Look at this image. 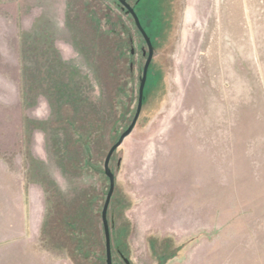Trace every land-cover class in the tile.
I'll return each mask as SVG.
<instances>
[{
	"label": "rangeland",
	"instance_id": "obj_1",
	"mask_svg": "<svg viewBox=\"0 0 264 264\" xmlns=\"http://www.w3.org/2000/svg\"><path fill=\"white\" fill-rule=\"evenodd\" d=\"M182 6L167 95L159 107V93L149 99L110 162L113 264H123L118 249L129 264L169 253V264H264V0ZM113 7L0 0V182L13 187L0 188V207L20 196L29 231L61 264H105L103 162L130 123L137 91L127 62L114 61L125 16ZM193 196L209 202L200 229L187 204ZM74 213L98 238L80 262L60 219ZM16 216L0 210V264H19L2 243L18 235Z\"/></svg>",
	"mask_w": 264,
	"mask_h": 264
},
{
	"label": "flooded vegetation",
	"instance_id": "obj_2",
	"mask_svg": "<svg viewBox=\"0 0 264 264\" xmlns=\"http://www.w3.org/2000/svg\"><path fill=\"white\" fill-rule=\"evenodd\" d=\"M124 2L132 8L138 19L141 29L145 33L144 36L136 25L134 18L128 11L127 7H125L118 0H112L114 6L113 9L115 8L118 14L125 16L124 21L120 22V29L124 33L125 37L120 41L122 45L119 48L120 51L117 53V56L119 60L127 62V74L132 77L135 75L137 81L136 105L131 120L133 119L137 108L139 81L143 74L144 66L147 64L145 81L142 90L141 106L134 125L135 128L145 105L147 102H149V99H152L154 95L159 93L160 99L157 101V107H159L161 105V98H164L167 95L170 68L169 65L171 59L174 56L183 6L182 0H124ZM117 22L119 23V20L116 21V23ZM117 32L118 31L116 28L111 29L112 34L116 35ZM127 48L128 55L125 57ZM131 91L134 92V88H132ZM113 154L109 159V167ZM119 163L120 161L117 160V166ZM114 190L115 182L112 196L114 195ZM129 197H131L130 194ZM108 209L109 204L107 208V221L110 235L112 227H114V213L116 209L115 207L114 209L112 208V213L109 215ZM118 210L119 209L117 208V211ZM121 232H123V235H125L124 228L121 229ZM158 234L159 233H152L151 235L158 236ZM116 252L119 262H122L123 264H129V260L124 257L123 253L119 249ZM164 256V254L159 255V262L156 264H169L174 258L175 254L169 253L167 259ZM113 259L114 258L112 257V264Z\"/></svg>",
	"mask_w": 264,
	"mask_h": 264
},
{
	"label": "crops",
	"instance_id": "obj_3",
	"mask_svg": "<svg viewBox=\"0 0 264 264\" xmlns=\"http://www.w3.org/2000/svg\"><path fill=\"white\" fill-rule=\"evenodd\" d=\"M204 175V172H203ZM205 179H202V184L201 185H206L204 182ZM200 183V182H199ZM0 188L5 190V193L9 194L11 192V189L13 188L10 186L9 181L7 180H1L0 182ZM195 197L193 196L191 199L189 198V202L187 203L190 206V211H191V216L190 218L192 219L191 221L195 224H197V228L200 229L201 225H199L200 217H201V212L205 213L204 211H207V219H211V212L209 211V202L202 199H198L197 202L194 200ZM18 200V202H17ZM3 204L0 207V210L3 212H9L11 211L12 213L15 211L17 212L16 216V230L18 231V235L14 238L5 239L2 240V243L4 244L3 246H8L11 245L9 252L15 254V250L17 251L15 259L18 260L19 264L25 263L27 260L30 262V264H61L64 263V259L62 260L60 257H52L51 252L47 249H44L41 247L38 239L36 240L37 237L32 233L31 230V219L26 214L24 211V201L23 199L19 196L16 195H11L10 197H6ZM29 213V207L26 208ZM40 220L42 219V215L40 214ZM189 219V218H188ZM209 223V222H208ZM207 223V224H208ZM39 225V224H38ZM206 224L202 225V228L205 227ZM210 225V223H209ZM12 228V227H11ZM195 229V228H193ZM197 231L193 233V235L198 234ZM15 256V255H14ZM27 262V263H28Z\"/></svg>",
	"mask_w": 264,
	"mask_h": 264
},
{
	"label": "water",
	"instance_id": "obj_4",
	"mask_svg": "<svg viewBox=\"0 0 264 264\" xmlns=\"http://www.w3.org/2000/svg\"><path fill=\"white\" fill-rule=\"evenodd\" d=\"M120 3H122L125 7H127L128 11L132 14L134 21L140 31L145 36L144 31L141 29L140 24L138 22V19L133 12L132 8L124 2V0H118ZM147 39V38H146ZM146 67L147 64L144 66L143 74L139 81V87H138V101H137V108L134 114L133 119L131 120L130 124L127 126V128L119 135L118 139L110 146L108 149L104 162H103V171L106 177L108 178V190L105 196V200L101 209V224L103 229V236H104V246H105V264H112V256H111V245H110V235H109V227H108V221H107V208L110 201V198L113 193L114 189V173L111 171L109 167V159L113 152L123 143L124 139L133 131L136 119L138 117V113L141 106V99H142V90L144 86L145 81V73H146Z\"/></svg>",
	"mask_w": 264,
	"mask_h": 264
},
{
	"label": "trees",
	"instance_id": "obj_5",
	"mask_svg": "<svg viewBox=\"0 0 264 264\" xmlns=\"http://www.w3.org/2000/svg\"><path fill=\"white\" fill-rule=\"evenodd\" d=\"M121 45L122 44L120 42L114 43V46H113V51L115 54L114 61L119 60L117 53L120 51L119 48ZM111 199H113V196ZM79 207L83 208L82 202L78 204V209ZM77 217H78V214H75V213L71 215L63 214L60 217V219L61 221L65 222L64 224H66L65 225L66 228L64 229H65L66 236L68 235L70 237V243H69L70 248L72 247L73 251H76L77 255L78 254L80 255V256L79 255L76 256V258L77 257L82 258L81 260H78L80 262L86 259V255H90L91 252L94 253L95 249L98 247V238L96 237L97 235L96 228L93 229L94 232L90 231L89 233H88V230L83 228L85 224H90L91 222H88L85 220L84 224H81V220H79V217H78V221H77ZM83 229H84L85 235L82 233ZM90 233L93 238L90 236ZM122 236H123V232H122ZM119 244L120 243L118 242L117 246H119ZM104 251H105V247H104ZM97 253H101V250H99V252ZM104 255H105V252H104ZM70 258L76 261L74 255L72 256L71 253H70Z\"/></svg>",
	"mask_w": 264,
	"mask_h": 264
}]
</instances>
